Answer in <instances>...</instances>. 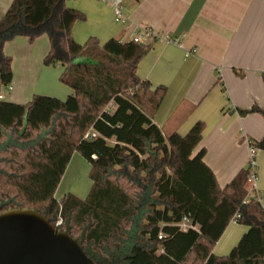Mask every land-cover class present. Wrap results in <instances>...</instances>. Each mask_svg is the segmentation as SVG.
<instances>
[{
	"label": "trees",
	"instance_id": "trees-1",
	"mask_svg": "<svg viewBox=\"0 0 264 264\" xmlns=\"http://www.w3.org/2000/svg\"><path fill=\"white\" fill-rule=\"evenodd\" d=\"M66 2L13 0L0 19V96L13 80L5 43L44 34V64L64 68L60 81L73 91L66 99L36 94L27 104L0 99V212L32 207L53 224L61 215L60 229L98 264H264V206L248 187L254 158L221 188L205 148L195 152L203 121L167 136L154 122L167 87L153 89L137 74L150 46L79 43L73 27L86 16ZM239 112L264 116L258 106ZM91 130L97 137L85 138ZM251 144L264 151V137ZM75 152L91 165L92 187L85 198L57 199ZM237 214L248 231L228 255L214 254ZM186 215L198 229L179 228Z\"/></svg>",
	"mask_w": 264,
	"mask_h": 264
},
{
	"label": "crops",
	"instance_id": "crops-1",
	"mask_svg": "<svg viewBox=\"0 0 264 264\" xmlns=\"http://www.w3.org/2000/svg\"><path fill=\"white\" fill-rule=\"evenodd\" d=\"M12 2L0 0V19ZM66 5L85 13L73 27L79 43L90 37L102 44L111 38L126 42L144 35L142 43L150 50L137 74L153 89L167 87L154 122L167 136L174 131L185 135L203 121L195 152L205 148L204 160L221 188L254 158L257 180L248 187L264 206V151L251 144L264 137V116L239 112L264 109V0H126L123 21L115 19L110 0H67ZM49 49L46 34L33 42L17 36L5 43V53L13 58V80L12 92L1 100L27 104L36 94L60 99L72 94L60 81L64 68L44 64ZM240 225L229 224L214 254L231 252L249 229Z\"/></svg>",
	"mask_w": 264,
	"mask_h": 264
},
{
	"label": "water",
	"instance_id": "water-1",
	"mask_svg": "<svg viewBox=\"0 0 264 264\" xmlns=\"http://www.w3.org/2000/svg\"><path fill=\"white\" fill-rule=\"evenodd\" d=\"M0 264H98L78 237L35 208L0 212Z\"/></svg>",
	"mask_w": 264,
	"mask_h": 264
},
{
	"label": "rangeland",
	"instance_id": "rangeland-1",
	"mask_svg": "<svg viewBox=\"0 0 264 264\" xmlns=\"http://www.w3.org/2000/svg\"><path fill=\"white\" fill-rule=\"evenodd\" d=\"M76 63L77 64L80 63L79 59L76 61ZM14 68L17 72L18 69L15 66ZM11 92L12 91L4 90L1 95L6 96L7 94ZM90 171H91L90 163L85 158H83L80 153L75 152L67 168V171L65 175L63 176L61 184L57 190V193H56L57 199L62 198L65 195V193H69V192L74 193L81 198H85L92 187ZM64 186H66V191H67L65 193L62 192L64 189ZM60 187L62 190L60 189ZM240 224L241 223H239V225ZM241 225L245 226L244 224H241Z\"/></svg>",
	"mask_w": 264,
	"mask_h": 264
},
{
	"label": "built area",
	"instance_id": "built-area-1",
	"mask_svg": "<svg viewBox=\"0 0 264 264\" xmlns=\"http://www.w3.org/2000/svg\"><path fill=\"white\" fill-rule=\"evenodd\" d=\"M126 0H110L111 4H112V9H113V13H114V17L117 21H123V17H124V3ZM145 31V35L148 37H154L155 34H153L152 32H150L149 30L144 29ZM133 40L139 43H142L144 40V35H134L133 36ZM11 89V87H10ZM97 137V133L94 132L93 130L89 131L85 138H94ZM257 180V174L255 171H252L249 181H256ZM240 215L237 214L232 222H238ZM64 219L61 215H59L55 225L57 227H61L63 225ZM179 226V228L183 231L189 230V229H198V226L193 224V221L191 220V218L189 216H184L182 221L179 222L177 224ZM163 234L161 233L159 235V238H162Z\"/></svg>",
	"mask_w": 264,
	"mask_h": 264
},
{
	"label": "bare ground",
	"instance_id": "bare-ground-1",
	"mask_svg": "<svg viewBox=\"0 0 264 264\" xmlns=\"http://www.w3.org/2000/svg\"><path fill=\"white\" fill-rule=\"evenodd\" d=\"M238 223V222H237Z\"/></svg>",
	"mask_w": 264,
	"mask_h": 264
}]
</instances>
